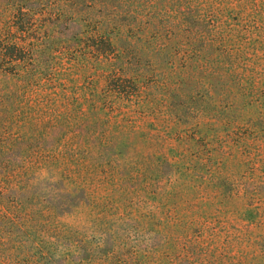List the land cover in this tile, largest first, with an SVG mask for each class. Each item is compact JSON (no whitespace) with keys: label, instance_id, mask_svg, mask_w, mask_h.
<instances>
[{"label":"rangeland","instance_id":"obj_1","mask_svg":"<svg viewBox=\"0 0 264 264\" xmlns=\"http://www.w3.org/2000/svg\"><path fill=\"white\" fill-rule=\"evenodd\" d=\"M233 3L229 23L236 24L246 9ZM177 6V0H127L130 18L110 31L112 54H98L91 34L54 14H35L24 33L14 34L32 56L18 69H0V194L6 201L0 205L18 216L14 238L35 232L20 261L41 250L52 264H264V252L236 243L264 240V195L242 190L226 199L212 183L225 175L231 183L264 181V44L248 71L212 89L196 74L195 49L161 30L166 17L176 19ZM2 20H11L10 12ZM115 62L125 67L116 78L142 87L129 100L109 91ZM179 85L176 96L164 90ZM72 93L89 124L72 121L57 136L45 104H60L63 95L71 101ZM92 96L98 101L93 114L84 101ZM228 109L239 119H224ZM188 139L225 152L190 180L164 163L174 161L172 150L194 158L179 146ZM191 222L199 225L189 237L201 238L188 254L183 236L171 229ZM227 240L234 260L223 249Z\"/></svg>","mask_w":264,"mask_h":264},{"label":"trees","instance_id":"obj_2","mask_svg":"<svg viewBox=\"0 0 264 264\" xmlns=\"http://www.w3.org/2000/svg\"><path fill=\"white\" fill-rule=\"evenodd\" d=\"M226 1L234 4L233 2L236 0ZM3 2L6 7L2 6ZM126 2L127 0H0V69L6 70L3 67L7 65L10 69L15 70L20 67L21 63L23 64L30 59L32 52L27 49L25 43L23 45L19 44L14 34L17 32L24 33L30 19L38 13L54 14L59 20L64 19V21L78 25L85 30L84 32L91 34L95 41H98L94 43V48L98 54H112L115 48L112 45L113 39L110 31L120 25L123 20L130 18L125 13ZM177 2V13L175 16L173 15V18L176 19L172 21L169 17H166L168 21L162 23L161 30L165 34H169V38L172 36L169 39L170 41H178L185 48L195 49V55L198 56L197 75L204 80H208L211 88L214 89L217 82L224 80V83H226L225 79L239 76V71L242 70L241 74H244L249 70V63L254 60L264 44V0H237L239 2L237 7L246 10L243 13L238 11L239 17L237 15L236 18L240 21L238 20L236 24L229 23L230 17L228 15V10L233 11L235 5L227 4L222 0H177ZM7 12H10L11 20L3 21L2 17ZM155 33V40H158L157 38L161 37L159 28L155 29ZM32 50H34V47ZM201 56H203V59ZM199 61L202 66H199ZM41 65L43 66V63L40 62L38 65L39 70L42 67ZM111 68L112 70L107 75L108 82L111 84L109 91L127 100L131 96L142 92V87L132 82V80L125 79L122 81L116 78L118 72L123 73L125 68L123 65L120 63L118 65V62H115L111 63ZM46 71H51V68L46 66ZM244 78L246 77L244 76ZM164 90L167 94L176 96L183 89L179 85L176 88L169 86ZM63 96L64 102L60 104L56 101L45 104L50 120H53L56 124L52 132L57 136L60 133L61 136H65L67 134L65 128L74 126L72 121L83 118L79 125L88 123L85 114L81 111V102L74 98V94L72 93L74 99L71 101L66 95ZM84 101L88 104L92 103L90 110L93 114L96 109L95 105L98 102L97 99L94 96L90 99L85 97ZM43 105L44 103H42ZM169 113L173 118L180 117L179 112L176 110H170ZM240 116V114L239 116L232 115V109H228L223 115L224 119L229 121H236ZM90 131L93 132L87 133L88 141L94 135L95 128L93 127ZM181 145L186 149H190L189 151H194L193 153L196 156L190 158L186 154L172 150L174 161L168 163L165 160L164 163L176 168L179 174L186 177L187 180H190L193 176H198V174L201 175L207 163H210L213 158L222 157L225 154L223 147L217 149L215 147V150L210 149L209 145L208 147L200 145L193 139L184 140L179 146ZM262 162V174L264 176V160ZM47 164L52 166L51 163ZM161 166L162 163L159 167L161 168ZM212 183L215 191L225 194L226 199L233 198L236 196L235 194L242 190L246 194L264 195V181H260L257 185H252L244 180L231 183L229 177L225 175L214 177ZM0 203H6L1 194ZM14 215L16 214L10 208L4 209L0 205V264H52V258L41 250L35 252L33 260H30L28 254H24L27 261L22 262L19 260L22 252L25 251V244L31 243L36 237L35 232L26 229L14 238L12 232L21 227L19 226L20 221L17 219L18 216L14 217ZM198 225L193 222L177 224V230L171 229L177 235V239H179V235L183 236L184 250L188 254L193 253L200 247L197 240L199 241L201 236L194 233L189 237L192 230L197 229ZM24 233L26 235L22 237ZM245 241L252 250L259 249L264 252V240L254 238L243 241L236 240V243L241 244ZM232 242L227 240L223 249L227 250L230 259L234 260L236 259L235 255L231 256L230 254L232 252L231 248H233ZM37 246L39 245L37 244ZM239 263L242 262L239 261ZM53 264H55L54 261Z\"/></svg>","mask_w":264,"mask_h":264}]
</instances>
